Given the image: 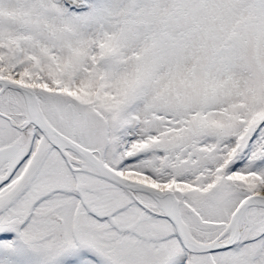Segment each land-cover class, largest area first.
<instances>
[{"label":"snow or ice","instance_id":"obj_1","mask_svg":"<svg viewBox=\"0 0 264 264\" xmlns=\"http://www.w3.org/2000/svg\"><path fill=\"white\" fill-rule=\"evenodd\" d=\"M0 264H264V0H0Z\"/></svg>","mask_w":264,"mask_h":264}]
</instances>
